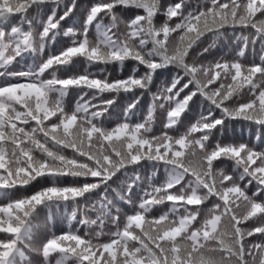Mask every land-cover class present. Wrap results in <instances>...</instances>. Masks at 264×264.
I'll return each mask as SVG.
<instances>
[{
  "label": "snow or ice",
  "instance_id": "6c2138e0",
  "mask_svg": "<svg viewBox=\"0 0 264 264\" xmlns=\"http://www.w3.org/2000/svg\"><path fill=\"white\" fill-rule=\"evenodd\" d=\"M76 6L77 0H0V199H7L0 204V264H33L30 254L42 264H264V148L216 137L226 121L243 120L260 130L264 144V55L250 64L200 59L209 51L205 40L238 29L249 33L238 37L244 45L238 56L249 43L264 50V0H200L195 7L188 0H95L82 30H65L71 44L53 54L61 22ZM33 9L47 13L37 21L39 31ZM118 10L135 12L125 19ZM29 55L27 70H9ZM74 58L121 69L131 62L132 69L123 79L97 78L87 69L61 78ZM168 67L177 69L171 84L151 93L143 122L131 123L155 75ZM70 89L81 93L71 110L63 103ZM121 93L134 95L125 122L107 128L103 118ZM196 97L202 111L186 126ZM157 108L166 113L158 134ZM224 160L233 162L231 171L219 167ZM145 162L153 177L162 168L165 180L150 183L136 204L131 193ZM130 169L132 182H121L126 191L113 189L116 199L110 198L109 182L118 174L132 178ZM9 190L31 194L12 199ZM69 204V223L80 214L83 235L69 230L35 237L42 210ZM121 204L132 209L123 222ZM161 205L167 211L149 215ZM106 221L114 231L104 230Z\"/></svg>",
  "mask_w": 264,
  "mask_h": 264
},
{
  "label": "trees",
  "instance_id": "16d2710c",
  "mask_svg": "<svg viewBox=\"0 0 264 264\" xmlns=\"http://www.w3.org/2000/svg\"><path fill=\"white\" fill-rule=\"evenodd\" d=\"M95 0H77V6L75 10L66 18L64 21L61 22V29L60 34L57 36L55 43L52 45L51 51L53 54H58L62 48H66L71 44V38L65 37L63 32L68 28H73L76 30H82L84 19L86 16L87 9L94 3ZM174 2V0H162V3L167 5L168 3ZM200 0H188V3L195 7ZM119 14L123 16L125 19L129 18L135 10H118ZM60 14H63L62 11ZM31 17L33 18V26L36 31H39L41 25L37 23V21L41 19L47 18V13H39L35 9L31 10L30 12ZM165 17L160 15L157 18V23L162 24L164 23ZM107 22V21H106ZM24 29L27 30V25H23ZM249 33L244 31L243 33L238 29L235 33L227 32L224 36L220 37L219 39L212 41V39L205 40L202 44V47L209 48V51L203 55L200 59L204 63H214L215 61H235L239 60L241 63L250 64L251 62L255 61L256 63H260V56L264 55V50L261 49V45L257 42L255 45L251 43L248 44L245 56L240 57L238 53L240 49L244 47L243 41L238 39L240 36H248ZM90 37H95V28L94 26L90 29ZM210 45H213L210 47ZM48 50H45L43 54V59H47ZM36 62H40L41 55L39 53L35 56ZM33 62L32 56H26L25 60L20 61V63H16L10 66V71H21L27 70L29 64ZM106 69L105 72L101 73L100 69ZM69 71H62L59 73L61 78H68L72 75H79L83 74L85 70L96 73L97 78H101L104 75L110 76L112 79H123L126 78L132 69V63L126 62V65L123 69L119 65L116 64H109V65H92L89 66L83 58H74V63L69 66ZM144 69L141 67V72ZM177 72V69L173 67H168L165 69H161L154 77V82L150 86V92H145L140 99L139 103L136 105L135 115L131 117L130 122L135 124L137 122H143L145 117L148 115L149 107L152 104V95L151 93H156L159 90L166 88L171 84L172 78L174 74ZM45 78H50L46 74ZM187 91V90H186ZM108 96V94H105ZM135 95H140L137 92ZM81 93L78 89H70L69 93L66 97H64L63 103L65 107L69 110L74 109L77 102L80 100ZM110 98V97H109ZM132 99H134L133 94H123L118 97L116 103L109 109L108 114L103 118L104 126L107 128H113L118 123L125 122L124 110L129 103H131ZM98 103V101H96ZM207 104H203V108H206ZM202 111L201 99L199 97L195 98V103L192 105V111L185 117V125L187 126L190 123L195 122L196 118ZM219 116V112L216 113ZM166 116L165 112H162L159 108L155 111V124L154 130L158 134L160 131L163 130V122ZM185 128H181L180 131H184ZM261 135L260 130L252 123L246 122L243 120H229L225 122V125L221 131H216V137L224 144H238V143H246L249 145H258L259 148H264V144H261L258 141L257 137ZM215 143V140H213ZM68 155H71V150H66ZM233 162L230 160H224L222 163L219 164L220 168H224L227 171H231ZM132 173V178H126L121 176L120 174L117 177H113V180L110 181L111 187L108 189V196L112 199H116V192L113 189H118L122 192L126 191L125 187H122L121 182L124 181L125 183H131L132 179L135 177V173L133 170H129ZM154 169L148 163H144L143 167L136 170L138 172L140 179L136 181V187L133 189L131 195L133 201L138 204L140 202L141 196L144 195L146 191H150V183L159 185L164 182L165 180V173L162 168L156 171L155 177H153ZM149 177H153L152 180H149ZM72 180L71 177L64 178L63 183L68 184ZM35 183V182H33ZM44 186H50L51 181H44L42 182ZM104 191L103 188L99 189L96 193L92 195V200L97 201L100 199V193ZM30 195L31 191L25 193L23 191H16V190H9V197L12 199L20 198L23 195ZM214 200V198H213ZM7 199H0V204L6 203ZM119 203V201H118ZM122 212H121V220L123 222L125 218V214H132V209L126 205L121 204ZM194 207V206H191ZM208 207H211V204H208ZM167 211V206L161 205L157 206V208L153 209V211L149 215H160L162 212ZM72 212V205L69 204L67 210H65L64 206L61 205L58 209L53 208L51 212L49 210L44 209L41 211L39 216L36 218L34 223L37 225L35 229L34 235L38 239H44L50 236L52 233L57 235L71 231L79 230V234L83 235L85 232V227L79 223V219L81 215L78 214L77 219L73 220L71 224L69 223V215ZM88 216L91 219L97 218V213L93 211L88 212ZM51 217V218H50ZM97 226H91L90 230H96ZM107 231H114L115 229L111 225L110 221L105 222V229ZM2 235V234H0ZM106 239V237L104 238ZM251 239V238H249ZM33 264H42V257L37 256L35 254H30Z\"/></svg>",
  "mask_w": 264,
  "mask_h": 264
}]
</instances>
